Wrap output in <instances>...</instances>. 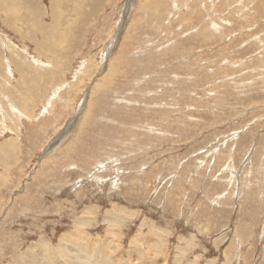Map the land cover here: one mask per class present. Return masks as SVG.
Here are the masks:
<instances>
[{"label":"rangeland","instance_id":"1","mask_svg":"<svg viewBox=\"0 0 264 264\" xmlns=\"http://www.w3.org/2000/svg\"><path fill=\"white\" fill-rule=\"evenodd\" d=\"M87 260L264 264V0H0V264Z\"/></svg>","mask_w":264,"mask_h":264},{"label":"bare ground","instance_id":"2","mask_svg":"<svg viewBox=\"0 0 264 264\" xmlns=\"http://www.w3.org/2000/svg\"><path fill=\"white\" fill-rule=\"evenodd\" d=\"M99 3H100V2H99ZM50 14H51V13H50ZM44 67H45V66H44ZM113 208H114V207H113ZM114 210H116V209H114ZM117 210H119V209H117ZM120 210H121V209H120ZM122 210H124V209H122ZM106 212H107V211H106ZM112 212H114V211H112ZM121 212H122V211H121ZM115 213H116V212H115ZM115 213H114V214H115ZM117 213H118L119 215L121 214L120 212H117ZM118 214H117V216H118ZM104 215H105V214H104ZM130 215H131V214H130ZM105 216L107 217V215H105ZM110 216H112V214H111ZM128 216H129V214H128ZM113 218H114V217H113ZM116 218H117V217H116ZM122 218H123V217H122ZM122 218H121V219H122ZM129 218H130V216H129ZM121 219H119V220H121ZM123 219H124V218H123ZM78 220H79V219H78ZM105 220H106V219H105ZM111 220H112V219H111ZM111 220H109V221L111 222ZM113 220H114V219H113ZM113 220H112V225L114 224V223H113ZM119 220H117V221H119ZM79 221H80V220H79ZM83 221H85V220H83ZM80 222H81V221H80ZM75 223H77V222H75ZM81 223H82V222H81ZM84 224H85V223H84ZM116 224H118V223H116ZM119 224H121V223H119ZM82 225H83V224H82ZM76 226H78V225H76ZM83 226H84V225H83ZM148 226H149V225H148ZM74 227H75V226H74ZM151 228H153V227H151ZM151 228H150V230H151V231H154V230H153L154 228H153V229H151ZM162 229H163V228H162ZM76 230H77V229H76ZM79 230H80V229H79ZM155 230H156L155 232H157V231L159 232V231H160L159 229H158V230L155 229ZM161 231H162V230H161ZM79 232H80V231H79ZM140 232H141V231H140ZM158 232H157V233H158ZM149 233H150V231H149ZM152 233H153V232H152ZM161 233H162V232H161ZM78 234H79V233H78ZM155 234H156V233H155ZM159 234H160V232H159ZM80 235H81V233H80ZM109 235H110V234H109ZM152 235H153V234H152ZM74 236H75V235H74ZM150 236H151V235H150ZM154 236H155V235H154ZM157 236H159V235H157ZM160 236H161V235H160ZM68 237H69V235H68ZM68 237H67V238H68ZM75 237H76V236H75ZM145 237H146V236H145ZM70 238H72V236H71ZM150 238H151V237H150ZM153 238H154V237H153ZM158 238H159V237H158ZM160 238H161V237H160ZM62 239H63V238H62ZM73 239H74V238H73ZM78 239H79V238H78ZM156 239H157V238H156ZM64 240H65V239H64ZM61 241H63V240H61ZM75 241H76V240H75ZM148 241H149V240H148ZM158 241H160V239H159ZM70 243H72V242H70ZM43 244H44V243H43ZM60 244H61V243H59V245H60ZM63 244H64V243H63ZM66 244H67V243H66ZM144 244H145V243H144ZM162 246H163V245H162ZM62 247H63V246H62ZM62 247H61V248H62ZM146 247H147V246H146ZM54 248H55V247H54ZM56 248H58V247H56ZM59 250H60V249H59ZM224 250H225V249H224ZM60 251H61V250H60ZM62 251H63V250H62ZM99 251H101V250H99ZM58 252H59V251H58ZM63 253H64V252H63ZM84 253H85V252H84ZM178 253H179V252H178ZM59 254H60V253H59ZM68 254H69V253H68ZM129 254H130V253H129ZM69 256H70V255H69ZM86 256H87V255H85V257H86ZM60 257H61V256H60ZM62 257H63V256H62ZM98 257H99V256H98ZM128 257H130V256H128ZM69 259H70V258H69ZM86 259H87V257H86ZM32 260H33V259H32ZM47 260H48V259H47ZM48 261H49V260H48ZM73 261H74V260H73ZM88 261H89V260H87V263H88ZM209 261H210V260H209ZM85 262H86V261H85ZM92 262H93V261H92ZM196 262H197V261H196ZM69 263H70V262H69ZM72 263H73V262H72ZM83 263H84V262H83ZM185 263H186V262H185ZM88 264H89V263H88ZM94 264H95V263H94ZM100 264H101V263H100ZM131 264H133V263H131Z\"/></svg>","mask_w":264,"mask_h":264}]
</instances>
